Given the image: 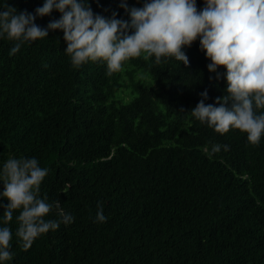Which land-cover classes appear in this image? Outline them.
Segmentation results:
<instances>
[{
  "label": "trees",
  "instance_id": "1",
  "mask_svg": "<svg viewBox=\"0 0 264 264\" xmlns=\"http://www.w3.org/2000/svg\"><path fill=\"white\" fill-rule=\"evenodd\" d=\"M43 2L8 0L30 13ZM124 2L144 0H90L95 14L130 22ZM63 36L49 31L14 56V42L0 40V164L37 158L49 169L40 196L75 218L25 249L16 210L5 264H264V138L253 145L246 133L220 134L191 116L202 92L214 104L226 87L199 40L185 49L187 66L141 56L109 76L100 62L74 68ZM216 143L230 150L210 158L204 149ZM98 202L106 223L94 222Z\"/></svg>",
  "mask_w": 264,
  "mask_h": 264
},
{
  "label": "clouds",
  "instance_id": "2",
  "mask_svg": "<svg viewBox=\"0 0 264 264\" xmlns=\"http://www.w3.org/2000/svg\"><path fill=\"white\" fill-rule=\"evenodd\" d=\"M130 22L95 14L90 0H44L34 13L19 11L4 0L0 5V40L14 42L9 55L20 52L23 45L48 37L49 31L61 30L67 44L65 54L74 68L88 62L106 64L107 75L122 69L132 58H154L159 65L169 59L189 64L185 49L199 40L200 50L210 61L207 65L215 79L225 80L223 96L206 104L208 92L190 111L191 116L215 132L239 130L247 141L258 145L264 138V0H144L142 7L120 5ZM61 15L47 27L37 25V18ZM226 69L223 73L219 69ZM229 145L212 144L204 151L213 156ZM49 169L37 158L10 157L0 164V208L4 209L0 226V264L12 259V229L7 223L19 210L15 236L25 249L50 230L74 222L60 202L40 196L41 183ZM7 200L8 203H3ZM53 210L58 219H45ZM96 223H106L102 203L97 204Z\"/></svg>",
  "mask_w": 264,
  "mask_h": 264
}]
</instances>
